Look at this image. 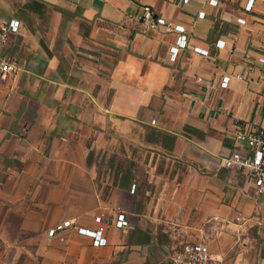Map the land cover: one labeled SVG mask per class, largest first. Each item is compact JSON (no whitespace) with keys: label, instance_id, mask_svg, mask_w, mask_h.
I'll return each mask as SVG.
<instances>
[{"label":"crops","instance_id":"1","mask_svg":"<svg viewBox=\"0 0 264 264\" xmlns=\"http://www.w3.org/2000/svg\"><path fill=\"white\" fill-rule=\"evenodd\" d=\"M209 1L0 0V25L19 22L2 54L20 68L0 93V264H168L188 243L264 264V196L222 166L236 127L264 123V3ZM142 6L183 26L175 62V33L144 28ZM97 216L103 247L47 236Z\"/></svg>","mask_w":264,"mask_h":264},{"label":"built area","instance_id":"2","mask_svg":"<svg viewBox=\"0 0 264 264\" xmlns=\"http://www.w3.org/2000/svg\"><path fill=\"white\" fill-rule=\"evenodd\" d=\"M191 0H182V5L186 6ZM264 0H247L245 5L246 11H251L255 2ZM217 0H210L209 4L215 6ZM203 13L197 15L202 18ZM138 23L148 30L165 28L173 31L176 35L174 43L169 48V60L175 62L179 52L187 46V36L181 25H175L166 21L163 17H155L150 6H142L135 16ZM238 23L243 22L237 20ZM19 22L17 20H8L0 25V93L1 88L11 79L15 78L20 71L15 61L8 59L2 54V50L9 40L11 34L18 31ZM216 47L222 45L217 41ZM193 51L202 56H208V51L194 48ZM242 80V76H222L218 81V88L226 89L232 79ZM201 82V80H199ZM232 140L236 147L233 151L223 159L222 166L230 170L245 171L250 177L257 194L264 196V123L258 128L249 126H238L233 132ZM95 227L74 226L71 220H66L57 224L47 231L48 238H53L57 233H61L66 229L72 228L76 234L84 236L91 240L94 247H103L107 243L105 236V223L102 216L94 218ZM113 226L117 229H124L128 226L125 215L118 210ZM168 264H222L214 259L206 244L204 243H188L182 245L175 250Z\"/></svg>","mask_w":264,"mask_h":264},{"label":"trees","instance_id":"3","mask_svg":"<svg viewBox=\"0 0 264 264\" xmlns=\"http://www.w3.org/2000/svg\"><path fill=\"white\" fill-rule=\"evenodd\" d=\"M90 159H91V158L89 157V158H88V163H89Z\"/></svg>","mask_w":264,"mask_h":264}]
</instances>
